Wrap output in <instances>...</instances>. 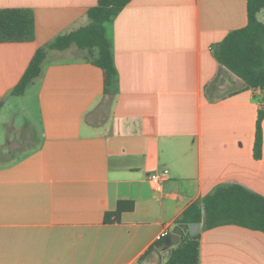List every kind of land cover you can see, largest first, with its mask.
<instances>
[{
	"label": "crops",
	"instance_id": "crops-1",
	"mask_svg": "<svg viewBox=\"0 0 264 264\" xmlns=\"http://www.w3.org/2000/svg\"><path fill=\"white\" fill-rule=\"evenodd\" d=\"M95 5L0 0L35 26L31 41L0 43V264H150L172 247L156 236L216 188L264 198V98L213 56L246 25V0H131L106 24L113 95L75 47L47 50L39 76L11 94L36 50L86 26ZM119 203L133 209L104 222ZM199 264H264V234L203 229Z\"/></svg>",
	"mask_w": 264,
	"mask_h": 264
},
{
	"label": "trees",
	"instance_id": "trees-1",
	"mask_svg": "<svg viewBox=\"0 0 264 264\" xmlns=\"http://www.w3.org/2000/svg\"><path fill=\"white\" fill-rule=\"evenodd\" d=\"M131 0H96L87 10L89 23L67 34L57 36L49 44L36 50L19 82L12 90L13 96L23 94L25 88L40 74L47 50L64 51L75 47L85 53V59L98 67L103 77V93L111 96L116 90V70L111 43L106 36V24ZM264 9V0H246L247 22L243 28L229 32L213 49L216 62L241 80L248 90H264V23L257 15ZM34 18L27 9H0V43L27 42L34 38ZM96 54V55H95ZM3 100H0V108ZM263 113L259 111L255 124L253 158H261ZM132 203H119L113 213H107L104 222L118 221L123 211H131ZM205 224V230L219 226H237L264 234V198L239 184L216 188L211 194L192 203L177 219L180 224ZM154 247H159L158 243ZM149 248L139 259L154 251ZM200 232L184 235L176 246L170 248L163 264H199Z\"/></svg>",
	"mask_w": 264,
	"mask_h": 264
},
{
	"label": "water",
	"instance_id": "water-1",
	"mask_svg": "<svg viewBox=\"0 0 264 264\" xmlns=\"http://www.w3.org/2000/svg\"><path fill=\"white\" fill-rule=\"evenodd\" d=\"M205 228H206V225L204 223L203 224H190V225H186V224L176 225L172 229L171 234L168 237L172 240L170 245L172 247L176 246L179 243L180 238L183 237L184 235L194 236Z\"/></svg>",
	"mask_w": 264,
	"mask_h": 264
},
{
	"label": "built area",
	"instance_id": "built-area-1",
	"mask_svg": "<svg viewBox=\"0 0 264 264\" xmlns=\"http://www.w3.org/2000/svg\"><path fill=\"white\" fill-rule=\"evenodd\" d=\"M260 93L264 98V90L260 91ZM167 176H168V171L163 170L160 173L151 175L149 180L155 184H158L160 181L165 180L167 178ZM171 231L172 230H169V229L163 230L159 235L156 236V241H160L164 238H168L171 234Z\"/></svg>",
	"mask_w": 264,
	"mask_h": 264
},
{
	"label": "rangeland",
	"instance_id": "rangeland-1",
	"mask_svg": "<svg viewBox=\"0 0 264 264\" xmlns=\"http://www.w3.org/2000/svg\"><path fill=\"white\" fill-rule=\"evenodd\" d=\"M260 21L264 22V9L260 12L257 17ZM167 259V254H162L161 257H157L150 264H163Z\"/></svg>",
	"mask_w": 264,
	"mask_h": 264
}]
</instances>
